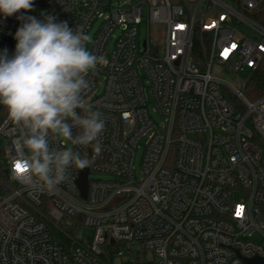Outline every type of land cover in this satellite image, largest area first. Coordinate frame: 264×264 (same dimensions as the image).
Returning <instances> with one entry per match:
<instances>
[{"label":"built area","instance_id":"2783aa9c","mask_svg":"<svg viewBox=\"0 0 264 264\" xmlns=\"http://www.w3.org/2000/svg\"><path fill=\"white\" fill-rule=\"evenodd\" d=\"M33 7L26 15H53L85 33L102 19L87 47L107 63L90 74L88 99L106 128L102 151L86 150V197L80 169H70L56 193L34 192L13 178L20 133L0 107V264L264 258V97L252 101L233 87L227 95L212 72L221 65L251 74L264 60V0H33ZM145 20L162 28L160 42L140 44ZM20 24L0 16V51L14 53ZM143 138L140 179L134 156ZM94 172L111 178L90 179Z\"/></svg>","mask_w":264,"mask_h":264},{"label":"clouds","instance_id":"9594fccd","mask_svg":"<svg viewBox=\"0 0 264 264\" xmlns=\"http://www.w3.org/2000/svg\"><path fill=\"white\" fill-rule=\"evenodd\" d=\"M32 10L33 0H0V16L21 22L14 53L0 51V107L20 133L12 142L13 178L29 191L54 194L70 169L90 166L89 147L102 151L106 121L88 99L89 76L107 60L89 50L93 37L83 28L26 15Z\"/></svg>","mask_w":264,"mask_h":264},{"label":"rangeland","instance_id":"374dc122","mask_svg":"<svg viewBox=\"0 0 264 264\" xmlns=\"http://www.w3.org/2000/svg\"><path fill=\"white\" fill-rule=\"evenodd\" d=\"M115 3V6L119 4L122 0H112ZM130 3H137L143 0H127ZM33 13H36V7H33V10L31 11ZM102 25V19H97L91 26L90 30L88 31V34L92 35L93 39L95 37V34L97 33L98 28ZM158 29L157 25L154 24H148L147 20H145L140 26H139V42L142 44L143 40L147 37H150L151 40L157 39V42L161 41V38L159 35L158 37ZM120 30L116 31V34H119ZM92 42L88 45V47L91 46ZM114 46V40H112L110 44V50L113 49ZM213 74L217 75L220 80L223 82L224 92L227 93L228 89H232L233 87L236 90H240L244 92L245 85L248 81V78L250 77V71L248 69L243 70L241 73L237 74L234 71L225 68L221 65H214L212 68ZM149 94V93H147ZM228 95V93H227ZM148 104H149V112L151 114L152 120L155 124H158L161 122V117L159 114L153 112L154 103L151 100L150 96L148 95ZM146 144V138H143L140 140V146L136 149L135 156H134V167H135V174L141 179L143 176V173L141 171V163H142V157L144 153V148ZM70 146V145H69ZM111 176L103 173H97L94 172L90 175V179H110Z\"/></svg>","mask_w":264,"mask_h":264},{"label":"trees","instance_id":"16d2710c","mask_svg":"<svg viewBox=\"0 0 264 264\" xmlns=\"http://www.w3.org/2000/svg\"><path fill=\"white\" fill-rule=\"evenodd\" d=\"M244 94L249 100L264 97V60L253 69L245 85ZM172 158V153H171Z\"/></svg>","mask_w":264,"mask_h":264},{"label":"water","instance_id":"95a60500","mask_svg":"<svg viewBox=\"0 0 264 264\" xmlns=\"http://www.w3.org/2000/svg\"><path fill=\"white\" fill-rule=\"evenodd\" d=\"M238 108L243 110L242 105H238ZM88 175H89V167L80 169V177L78 179V185L84 197H86L88 190ZM245 264H264V258L253 257L250 259H246Z\"/></svg>","mask_w":264,"mask_h":264},{"label":"snow or ice","instance_id":"6c2138e0","mask_svg":"<svg viewBox=\"0 0 264 264\" xmlns=\"http://www.w3.org/2000/svg\"><path fill=\"white\" fill-rule=\"evenodd\" d=\"M15 167H16V170H17V172L19 173V172H23L25 169L22 167V165L20 164V163H17L16 165H15ZM237 215H240V210L238 209V211H237Z\"/></svg>","mask_w":264,"mask_h":264}]
</instances>
